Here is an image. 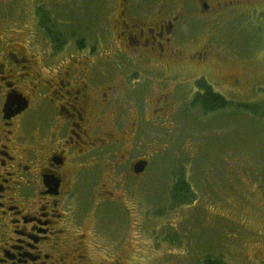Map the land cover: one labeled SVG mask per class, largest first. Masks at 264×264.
<instances>
[{
	"label": "flooded vegetation",
	"instance_id": "flooded-vegetation-1",
	"mask_svg": "<svg viewBox=\"0 0 264 264\" xmlns=\"http://www.w3.org/2000/svg\"><path fill=\"white\" fill-rule=\"evenodd\" d=\"M55 1L75 17L57 24L34 0H4L7 10L0 8L5 21L15 9L0 26V264H126L129 244L98 246L81 231L71 209L82 199L79 191L99 173L88 204L107 218L118 203L127 218L125 195L104 188L125 167L135 179L144 173L133 171L139 160L148 164L134 156L135 144L144 141L142 124L171 121L182 107L174 95L193 79L189 103L201 109L194 98L203 91L195 83L203 80L216 93L200 77L220 56L216 31L258 20L264 6L254 0H101L109 44L98 58L81 39L75 53L63 52L68 39L77 40L75 30L92 27L78 13L81 0ZM7 25L15 28L10 35ZM34 25L46 37L40 48L31 45L38 41ZM143 88L149 95L142 103L135 94Z\"/></svg>",
	"mask_w": 264,
	"mask_h": 264
},
{
	"label": "rangeland",
	"instance_id": "rangeland-1",
	"mask_svg": "<svg viewBox=\"0 0 264 264\" xmlns=\"http://www.w3.org/2000/svg\"><path fill=\"white\" fill-rule=\"evenodd\" d=\"M34 1L39 9H49L57 24L75 17L73 7L74 12L64 15L67 8L55 0ZM253 2L264 6V0ZM80 5L78 13L92 28L75 30L77 40L68 39V48L63 52L75 53V42L81 39L95 56L102 58L109 44L105 3L81 0ZM3 6L7 5L0 0L2 11L6 9ZM11 10L3 16L7 21L0 18V26L12 20L15 9ZM87 11L95 12L88 16L91 19ZM258 17L240 29L232 23L216 31L221 41H214L213 46L220 56L207 65L208 76H200L229 102L228 106L208 114L192 106L189 101L195 90L193 79L184 92L174 95L182 107L171 121L142 124L144 141L137 140L134 156L148 161L144 173L135 179L125 167L104 188L112 189L114 197L125 195L127 218L118 203L112 202L107 218L88 204L99 173L90 187L79 191L82 199L71 209L80 221L81 231L94 236L98 246L129 244L132 248L126 264H199L206 256L219 258L225 264H264V14ZM59 27L62 26L57 25V34ZM6 28L8 35L15 30L10 25ZM38 28L32 27L38 41L29 42L40 48L47 41ZM20 42L28 45V41ZM39 48L35 50L39 52ZM196 75L192 73L191 78ZM148 95L145 88L135 94L142 103ZM146 112L149 118L150 110ZM180 172L190 186L193 200L173 205L170 189Z\"/></svg>",
	"mask_w": 264,
	"mask_h": 264
},
{
	"label": "trees",
	"instance_id": "trees-1",
	"mask_svg": "<svg viewBox=\"0 0 264 264\" xmlns=\"http://www.w3.org/2000/svg\"><path fill=\"white\" fill-rule=\"evenodd\" d=\"M53 30V29H52ZM195 86L202 90V93L195 94L194 103L199 105L203 112H214L221 108L229 105V102L216 93H213L207 87L203 80H199L195 83ZM244 108H249L248 106H243ZM170 197L173 201V205L187 204L193 200V194L190 190L189 184L182 175V172L175 178L173 186L170 189ZM199 264H225L221 259L206 256L199 262Z\"/></svg>",
	"mask_w": 264,
	"mask_h": 264
},
{
	"label": "water",
	"instance_id": "water-1",
	"mask_svg": "<svg viewBox=\"0 0 264 264\" xmlns=\"http://www.w3.org/2000/svg\"><path fill=\"white\" fill-rule=\"evenodd\" d=\"M145 167H146V161L139 160V161L135 162V164L133 165V171L135 174H138V173L143 172Z\"/></svg>",
	"mask_w": 264,
	"mask_h": 264
}]
</instances>
